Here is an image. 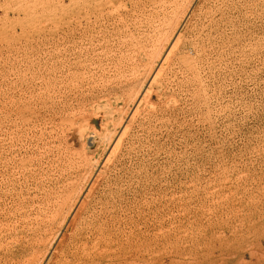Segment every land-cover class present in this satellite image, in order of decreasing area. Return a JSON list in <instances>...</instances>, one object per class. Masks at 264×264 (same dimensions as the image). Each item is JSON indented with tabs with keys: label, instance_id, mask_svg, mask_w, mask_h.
Segmentation results:
<instances>
[{
	"label": "rangeland",
	"instance_id": "obj_1",
	"mask_svg": "<svg viewBox=\"0 0 264 264\" xmlns=\"http://www.w3.org/2000/svg\"><path fill=\"white\" fill-rule=\"evenodd\" d=\"M167 1L0 0V264H264V0Z\"/></svg>",
	"mask_w": 264,
	"mask_h": 264
},
{
	"label": "bare ground",
	"instance_id": "obj_2",
	"mask_svg": "<svg viewBox=\"0 0 264 264\" xmlns=\"http://www.w3.org/2000/svg\"><path fill=\"white\" fill-rule=\"evenodd\" d=\"M129 1V3H131V1L132 0H128ZM155 1V0H154ZM159 1V0H158ZM166 1V0H165ZM80 2V1H79ZM89 2V1H88ZM126 2V1H125ZM81 3V2H80ZM110 3V2H109ZM128 3V4H129ZM161 3H162V1H161ZM167 3H170V0H169V2L167 1ZM172 3V2H171ZM188 3V2H187ZM78 4V3H77ZM84 4V3H83ZM134 4V3H133ZM159 4V3H158ZM172 4H174V0H173V3ZM178 4V3H177ZM92 5V4H91ZM167 6H168V4H166ZM165 4H164V6H162L161 8H163L164 10H166V8H167V6H166ZM170 5V4H169ZM89 6V5H88ZM120 6V5H119ZM160 6V5H159ZM173 6H175V5H173ZM181 6V5H180ZM122 7V6H121ZM153 7V6H152ZM126 8V7H125ZM157 8V7H156ZM159 8V7H158ZM177 8V7H176ZM115 9V8H114ZM127 9V8H126ZM149 9H151V8H149ZM171 9V8H170ZM175 9V8H174ZM173 9V10H174ZM153 10V9H152ZM154 10H155V8H154ZM88 11V10H87ZM160 11H162V10H160ZM177 11V10H176ZM175 11V12H176ZM174 12V11H173ZM85 13V12H84ZM88 13H89V11H88ZM157 13V12H156ZM83 14V13H82ZM170 14V13H169ZM89 15V14H88ZM100 15H101V13H98V15L95 17V18H98V16L100 17ZM158 15V14H157ZM166 15V14H165ZM171 15V14H170ZM84 16V15H83ZM82 16V17H83ZM154 16V15H153ZM162 16H163V14H162ZM168 16V15H167ZM166 16V17H167ZM87 18H88V16H86ZM147 18L149 17V15L148 16H146ZM165 16H164V18H166ZM173 17V16H172ZM150 18H151V15H150ZM155 18V17H154ZM154 18L152 19V21L154 20ZM164 18H163V20H164ZM176 18V17H175ZM99 19V18H98ZM156 19H157V17H156ZM162 19V18H161ZM150 20V19H149ZM148 20V21H149ZM160 20V19H159ZM170 20V19H169ZM165 21H166V19H165ZM151 22V21H150ZM167 22H168V20H167ZM88 23H90V22H87V24ZM146 23V22H145ZM161 23V22H160ZM170 24V23H169ZM154 25V24H153ZM155 25H156V23H155ZM163 25V24H162ZM83 26V25H82ZM81 26V27H82ZM159 26V25H158ZM169 26V25H168ZM171 26V25H170ZM80 27V26H79ZM156 27H157V25H156ZM83 28H85L84 26H83ZM152 28V27H151ZM158 28H160V27H158ZM167 28V27H166ZM169 28V27H168ZM150 29V28H149ZM148 29V30H149ZM155 29V28H154ZM161 29V28H160ZM74 30V29H73ZM79 30V29H78ZM83 30V29H82ZM84 30H86V29H84ZM154 31V30H153ZM160 31V30H159ZM167 31H168V29H167ZM74 32H75V30H74ZM86 32H87V30H86ZM164 32V31H163ZM73 33V32H72ZM83 33H85V32H83ZM154 33H155V31H154ZM162 33V32H161ZM74 34V33H73ZM82 34V33H81ZM72 35V34H71ZM150 35V34H149ZM153 35V34H152ZM163 36V35H162ZM74 37V36H73ZM161 37V36H160ZM81 39V38H80ZM151 40H152V36H151V38H150ZM156 39H157V37H156ZM160 40V39H159ZM157 41V40H156ZM145 43V42H144ZM153 44V43H152ZM140 45V44H139ZM143 47V46H142ZM151 48V47H150ZM141 51V50H140ZM134 52V51H133ZM137 53V52H136ZM68 189V188H67ZM80 193V192H79ZM81 194V193H80ZM53 201H54V199H53ZM58 202V201H57ZM49 205H50V203H49ZM51 206V205H50ZM115 207V206H114ZM54 208V207H53ZM56 212V211H55ZM54 212V213H55ZM65 214V213H64ZM48 215V214H47ZM52 217V216H51ZM96 219V218H95ZM43 220V219H42ZM51 220V219H50ZM43 222V221H42ZM44 223V222H43ZM61 224V223H60ZM258 227V226H257ZM83 231V230H82ZM93 234V233H92ZM102 234V233H101ZM62 238V237H61ZM86 238L84 237V238H78V239H76L75 241H74V243L72 244V245H70L69 246V248L67 249V250H64L62 253H61V255L59 256V259H58V261H57V263L56 264H105L104 263V261H103V255H102V253L100 252V250L97 248L98 247V245H96V246H94L93 245V247H89L88 246V243H87V241L85 240ZM97 239V238H96ZM95 239V240H96ZM95 242V241H94ZM94 242H93V244H94ZM222 246V245H221ZM224 248V247H223ZM115 250V249H114ZM255 250V249H254ZM109 252V251H108ZM254 252V251H253ZM252 252V253H253ZM256 252V251H255ZM50 253V252H49ZM56 254V253H55ZM251 254V253H250ZM45 255V254H44ZM252 255V254H251ZM258 256V255H257ZM116 257V256H115ZM262 257V256H261ZM258 258V257H257ZM108 259H109V263H106V264H116V263H114V262H116V259L114 258V257H108ZM24 261V260H23ZM27 261V260H26Z\"/></svg>",
	"mask_w": 264,
	"mask_h": 264
}]
</instances>
